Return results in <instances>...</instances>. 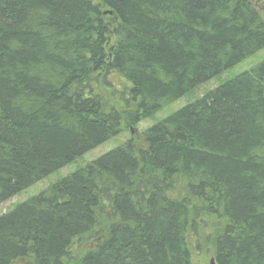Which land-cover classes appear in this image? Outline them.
<instances>
[{
	"label": "trees",
	"instance_id": "16d2710c",
	"mask_svg": "<svg viewBox=\"0 0 264 264\" xmlns=\"http://www.w3.org/2000/svg\"><path fill=\"white\" fill-rule=\"evenodd\" d=\"M263 48L250 0H0V204ZM199 226L264 264L263 62L0 215V264H190Z\"/></svg>",
	"mask_w": 264,
	"mask_h": 264
},
{
	"label": "rangeland",
	"instance_id": "374dc122",
	"mask_svg": "<svg viewBox=\"0 0 264 264\" xmlns=\"http://www.w3.org/2000/svg\"><path fill=\"white\" fill-rule=\"evenodd\" d=\"M93 3L100 4L101 0H91ZM255 4L257 10L261 13L264 19V8H262L260 0H250ZM264 63V48L260 51L256 52L252 56L244 59L242 62L237 65L226 69L221 74L213 77L212 79L197 85L191 91L163 107L162 109L155 112L151 117L143 119L139 122L134 130L125 129L124 125H122V131L118 133L116 136L110 138L106 142L100 144L96 148L86 152L82 156L76 158L69 164L64 167L57 169L51 174L47 175L43 179L37 181L33 185L29 186L25 190L20 193L12 196L6 201L0 204V215H3L11 210H13L18 204L27 200L28 198L40 193L41 191L48 188L51 184L60 180L61 178L70 175L78 168L84 167L92 160L97 159L101 155L105 154L109 150L115 148L123 142L128 141L131 138L137 137L140 133L146 128L152 126L156 122L163 120L165 117L170 115L171 113L181 109L187 104L195 101V99L201 97L206 92L216 88L224 81L236 76L237 74L246 71L253 67L256 64ZM113 81L118 80V76H114ZM118 85L120 83H117ZM210 227V226H209ZM211 228L206 229L203 226L198 227V234L195 236L193 233L189 235V247L191 251V260L190 264H215L214 263V247L212 242ZM15 264H22L21 262H17Z\"/></svg>",
	"mask_w": 264,
	"mask_h": 264
},
{
	"label": "snow or ice",
	"instance_id": "6c2138e0",
	"mask_svg": "<svg viewBox=\"0 0 264 264\" xmlns=\"http://www.w3.org/2000/svg\"><path fill=\"white\" fill-rule=\"evenodd\" d=\"M262 8H264V0H260Z\"/></svg>",
	"mask_w": 264,
	"mask_h": 264
}]
</instances>
